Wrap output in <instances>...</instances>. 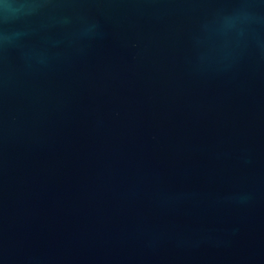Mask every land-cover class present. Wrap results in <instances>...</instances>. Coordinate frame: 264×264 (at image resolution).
<instances>
[{
	"label": "water",
	"instance_id": "1",
	"mask_svg": "<svg viewBox=\"0 0 264 264\" xmlns=\"http://www.w3.org/2000/svg\"><path fill=\"white\" fill-rule=\"evenodd\" d=\"M0 264H264V0H0Z\"/></svg>",
	"mask_w": 264,
	"mask_h": 264
}]
</instances>
